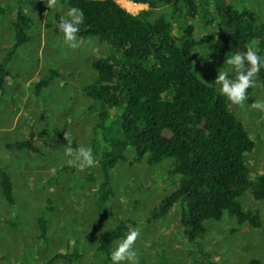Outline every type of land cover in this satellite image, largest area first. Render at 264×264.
I'll return each instance as SVG.
<instances>
[{"label":"rangeland","instance_id":"1","mask_svg":"<svg viewBox=\"0 0 264 264\" xmlns=\"http://www.w3.org/2000/svg\"><path fill=\"white\" fill-rule=\"evenodd\" d=\"M64 0L47 9L45 0H24L23 10L32 19L27 31L29 42L16 50L8 64L10 76L0 92V169L9 175L14 205L8 206L0 193V264H65L52 260L56 254L80 257L73 264H111L97 251L98 239L114 227L115 218H127L129 231H138L134 242L132 264H247L256 259L264 264V199L254 201L247 190L239 198L242 208L253 212L258 227L237 225L226 215L218 221H206L205 232L190 248L179 223V205L155 222L148 216L160 200L175 189L178 179L170 175L172 161L164 158L155 165L144 160L132 162L133 151L126 148L125 160L111 171V195L101 205L96 202L100 177L98 149L93 140L98 108L83 91L96 73L94 60L110 55L113 50L94 39L77 38L78 47L70 48L54 31L55 15H64ZM126 12L136 15L147 10L145 4L114 0ZM234 8L245 6L264 25V0H228ZM210 13L215 16L211 3ZM5 9L0 15V58L12 45L15 0H0ZM148 19H162L170 24L171 33L179 35L183 18L166 5L152 9ZM194 47L192 69L203 83L213 87L217 70L223 66L213 52L216 37L223 32L217 19L204 24L199 18L190 20ZM264 56V55H263ZM49 70L69 76L73 83L57 77L36 93L34 85ZM252 102L234 105L225 101L254 143L244 155V164L253 180L264 173V111L252 105L264 100V86L254 83ZM113 117L115 112L110 110ZM33 129L36 153H8L7 143L24 139ZM97 134V133H96ZM75 149H91V166H69L62 156L68 143ZM48 200V202L46 201ZM46 223L42 239L36 220ZM111 243L110 250L119 242ZM199 252V253H198ZM123 264H128L127 261Z\"/></svg>","mask_w":264,"mask_h":264},{"label":"trees","instance_id":"2","mask_svg":"<svg viewBox=\"0 0 264 264\" xmlns=\"http://www.w3.org/2000/svg\"><path fill=\"white\" fill-rule=\"evenodd\" d=\"M24 0H15L12 24V45L0 58V92L10 76L8 64L16 50L29 42L27 31L32 19L23 10ZM145 4L147 10L136 15L122 9L114 0H64L63 4L83 12L77 38L105 43L113 52L91 63L94 81L83 91L98 108L93 140L98 149V185L96 202L107 201L111 195V171L125 160V149L133 151L132 162L144 160L155 165L164 158L172 161L170 175L177 177L174 190L163 197L150 211L149 222L165 216L179 205V223L186 243L197 247L205 232L206 221H218L226 215L237 225L258 227L256 215L241 207L239 198L248 190L254 201L264 199V173L253 180L244 164V155L254 143L241 121L229 110L225 98L200 81L192 69L194 47L190 20L199 18L204 24L217 19L223 32L213 43V52L222 63L229 53L244 51L254 42L258 55H264V25L245 6L234 8L228 0H127ZM213 6L215 16L209 11ZM169 6L183 18L179 35L171 33L170 24L162 19H148L152 9ZM5 9L0 6V15ZM55 15L54 20L58 21ZM54 31L59 33L54 24ZM69 76L56 70L35 83L36 93L50 81ZM254 83L264 86V68ZM254 85V84H253ZM253 86L246 91L244 102H252ZM110 110L115 112L112 117ZM33 129L22 140L7 143L8 153H36ZM0 193L13 207V188L9 175L0 169ZM48 202V200H46ZM127 218H115V225L97 242V251L109 262L110 246L129 231ZM39 236L44 239L46 223L36 220ZM199 253V252H198ZM80 257L74 249L70 254H56L52 260L73 264ZM203 264H217L205 261ZM247 264H260L251 259Z\"/></svg>","mask_w":264,"mask_h":264},{"label":"clouds","instance_id":"3","mask_svg":"<svg viewBox=\"0 0 264 264\" xmlns=\"http://www.w3.org/2000/svg\"><path fill=\"white\" fill-rule=\"evenodd\" d=\"M45 4L47 9H53L57 6V0H45ZM83 21V12L76 7H70L58 21L53 20L52 23L61 35L62 42L70 48H76L79 46L76 42L77 33ZM262 68L264 56L257 54L253 42L244 51L232 52L224 57L223 66L217 70L212 84L227 102L240 105L245 101L247 89L253 86L255 76ZM252 107L264 111V100L256 101ZM62 156L73 167L91 166L94 163L90 148L81 146L74 149L70 142L63 147ZM138 235V231L132 229L122 237L110 252L111 264H123L125 261L132 264L135 256L134 242Z\"/></svg>","mask_w":264,"mask_h":264}]
</instances>
